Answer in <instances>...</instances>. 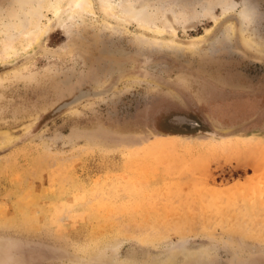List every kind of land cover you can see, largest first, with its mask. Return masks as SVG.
I'll return each mask as SVG.
<instances>
[{"label": "rangeland", "instance_id": "1", "mask_svg": "<svg viewBox=\"0 0 264 264\" xmlns=\"http://www.w3.org/2000/svg\"><path fill=\"white\" fill-rule=\"evenodd\" d=\"M137 1L163 6L177 29L165 38L182 47L144 46L135 24L106 29L98 12L70 31L54 23L25 77L0 84V141L11 140L0 147V264H264V0H251L259 19L245 33V0L227 14L219 0ZM23 5L0 0V38ZM183 10L190 20L177 23ZM125 70L109 97L53 116L79 86ZM162 108L204 121L203 133ZM185 128L194 137L161 143ZM223 139L233 149L211 152Z\"/></svg>", "mask_w": 264, "mask_h": 264}, {"label": "bare ground", "instance_id": "2", "mask_svg": "<svg viewBox=\"0 0 264 264\" xmlns=\"http://www.w3.org/2000/svg\"><path fill=\"white\" fill-rule=\"evenodd\" d=\"M29 1H31L30 8L25 9V6L26 4H29ZM33 3L36 6L35 9L31 8ZM218 3L219 5H223L224 14L236 9V4L232 0H219ZM141 5L142 7L139 8ZM150 6V4L148 6H144L143 1L137 0H24L23 8L25 13L23 17L25 19L20 21L19 24L5 23V35H2L0 38V60H2L0 64L15 63L17 62V58H20L25 54H27V57L20 61V65L3 72V75H0V84H2V82L5 81L8 76L16 77V79L21 78L24 75V71L28 70L29 65L31 68V63L34 61L36 56L33 57V55L30 56V54L34 53L35 50H38L36 49L37 44L40 43L41 38L51 29L54 23L59 27H66V30L70 31V27H76L77 24H83L87 20H90V17H92L91 20L95 21V18L98 16V12L103 17L102 23L106 29L109 28L117 31L121 30L124 32H130L128 25L135 24V34L140 42L144 44V46L149 45L156 48H161L164 46L168 47L169 50H175L178 47H182L180 46L181 44L175 42L174 39L165 38L166 34H171V36L175 38L177 36V29L173 23L164 17V13H159L161 10L160 7L163 6L159 5V7L155 9L156 12L155 10L150 9ZM242 7L243 8L241 12L239 11V15L241 14V19L246 23V25L243 23L245 27L244 30H242L243 33H245L248 30L249 25L255 24L257 22L259 12L251 0H245ZM49 15L52 16L49 17ZM180 18H182V20H180ZM175 19L177 23H187L189 22L190 17L188 13L183 10L180 11L179 14L175 12ZM207 33H209V30ZM250 39L251 38H249V40L243 39L242 43L249 47L251 45ZM255 47L256 46H254V48ZM43 49L45 50V47ZM22 50L25 51L24 54H21ZM126 74V70L120 74H117V76L108 86L103 87L101 82L97 83L96 85L79 86L73 91L69 99L59 102L57 107L69 102L79 94L80 95L78 97L80 98L77 102L74 101L72 104H66L67 106L65 109H68L67 111H76L77 107L80 105L103 100L107 96L109 97V95L112 94L116 89H118L117 87L121 84ZM10 141L11 140L0 141V147L6 142ZM161 143H165V148H171L172 146L175 147L179 141L177 137H169L168 140L161 141ZM232 144L233 142L230 139H223L216 143L211 142L209 147L211 152L227 151L229 149H233ZM165 148L163 150H167ZM135 149L137 151L135 156L142 153L141 151H138L137 147H135Z\"/></svg>", "mask_w": 264, "mask_h": 264}, {"label": "water", "instance_id": "3", "mask_svg": "<svg viewBox=\"0 0 264 264\" xmlns=\"http://www.w3.org/2000/svg\"><path fill=\"white\" fill-rule=\"evenodd\" d=\"M20 64H21L20 61L15 62V63H10V64H2L0 66V73H3L5 71H8L11 68H14V67H16V66H18ZM96 94H99V93H96ZM79 95H77V97ZM77 97L75 96L69 102L64 103L63 105L55 108V110L52 113L53 116L59 115V114H62L64 112H66L68 110V109H65V107L67 106L66 104H72L74 101L77 102L78 99L80 98V97H78V98ZM83 100H85V99H83ZM171 114H173L172 117L169 119V123L171 125L179 126V127L187 126L191 130H197V129H199V131H198L199 134H202L203 133V131H201L200 128L205 124L204 121H198V120H196L194 118H191L188 114H184V113H181V112L174 111L171 108H162V109H159L156 112V116L157 117H160V116H168V115H171ZM181 120H183V121H181ZM188 128H185L184 129V132H182V133L181 132H170V133H168V136H173V137H194V133H191V132L189 133L188 132ZM204 134L207 135V136H211V137L219 138V139H221L223 137V136H220V135H218L217 133H215L213 131H204Z\"/></svg>", "mask_w": 264, "mask_h": 264}, {"label": "flooded vegetation", "instance_id": "4", "mask_svg": "<svg viewBox=\"0 0 264 264\" xmlns=\"http://www.w3.org/2000/svg\"><path fill=\"white\" fill-rule=\"evenodd\" d=\"M256 101H253L251 104H248V103H243V104H241V105H235V109H234V111H236V110H238L239 109V111H240V109H241V111L240 112H243V110H242V108H245V107H249V108H251L252 107V110L255 108V105H256V103H255ZM251 106V107H250Z\"/></svg>", "mask_w": 264, "mask_h": 264}]
</instances>
